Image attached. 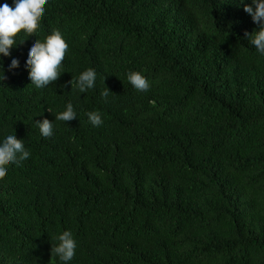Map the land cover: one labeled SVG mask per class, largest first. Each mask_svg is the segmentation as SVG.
Masks as SVG:
<instances>
[{
	"label": "trees",
	"instance_id": "trees-1",
	"mask_svg": "<svg viewBox=\"0 0 264 264\" xmlns=\"http://www.w3.org/2000/svg\"><path fill=\"white\" fill-rule=\"evenodd\" d=\"M45 9L2 58L0 137L14 130L30 157L0 178V264H62L51 247L64 230L77 242L70 264H264V56L246 39L259 26L243 5L49 0ZM53 29L69 45L62 74L37 89L27 49ZM88 68L96 84L80 93ZM131 71L147 92L128 82ZM69 102L77 118L55 120ZM45 118L49 138L35 124Z\"/></svg>",
	"mask_w": 264,
	"mask_h": 264
},
{
	"label": "clouds",
	"instance_id": "clouds-1",
	"mask_svg": "<svg viewBox=\"0 0 264 264\" xmlns=\"http://www.w3.org/2000/svg\"><path fill=\"white\" fill-rule=\"evenodd\" d=\"M49 0H13L9 5L7 2L0 4V81L5 79V69L2 58L9 57L10 49L32 35L40 18L45 14V5ZM243 5V10L249 14L255 24L259 26L257 31L245 34L251 45L260 56H264V0H237ZM23 33V38L19 34ZM69 45L66 43L62 32L53 29L43 39L35 38L27 49L25 66L29 68L28 77L37 89H42L57 81L62 74L60 68L65 58ZM19 61L13 57L8 71L18 67ZM97 73L95 69L88 68L82 71L76 79V88L80 93H86L95 87ZM128 82L137 90L147 92L150 89L149 80L138 71L127 74ZM71 86H72V82ZM109 89L101 92V96L107 100ZM88 120L93 127L102 125V115L99 111L87 113ZM77 118V113L71 102L67 103L65 109L55 116V120L68 122ZM36 127L41 136L49 138L53 135V121L47 118L42 122L36 121ZM30 157L26 150L24 140L18 139L14 130L0 137V178L8 171V164L19 166L21 162ZM58 243L51 247V254L58 257L62 264H70L75 256L77 242L70 230H64L57 237Z\"/></svg>",
	"mask_w": 264,
	"mask_h": 264
}]
</instances>
